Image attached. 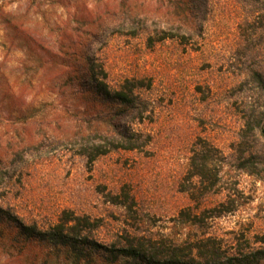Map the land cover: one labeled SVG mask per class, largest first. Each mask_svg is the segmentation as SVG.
I'll use <instances>...</instances> for the list:
<instances>
[{
	"label": "rangeland",
	"instance_id": "obj_1",
	"mask_svg": "<svg viewBox=\"0 0 264 264\" xmlns=\"http://www.w3.org/2000/svg\"><path fill=\"white\" fill-rule=\"evenodd\" d=\"M251 12L247 0H0V207L41 229L65 210L88 215L105 243L124 229L205 230L264 246V138L243 137L248 112L264 117L249 75L264 66V34ZM92 63L114 88L140 82L141 115L116 117L95 97ZM112 122L140 147L91 161ZM202 148L206 178L192 164ZM125 191L133 212L114 201ZM188 208L229 211L195 231L179 219ZM0 264L72 262L0 221Z\"/></svg>",
	"mask_w": 264,
	"mask_h": 264
},
{
	"label": "trees",
	"instance_id": "obj_2",
	"mask_svg": "<svg viewBox=\"0 0 264 264\" xmlns=\"http://www.w3.org/2000/svg\"><path fill=\"white\" fill-rule=\"evenodd\" d=\"M247 3L252 9L253 22L262 24L253 27L255 31L253 35L261 30L264 34V0H247ZM168 37L172 36L164 34L161 39ZM84 73L90 81L91 88L94 89L95 97L117 109L116 117L130 111L142 114L143 108L137 93L141 87L139 81L126 80L114 88L97 73L93 63ZM249 75L264 92V66L253 68ZM244 119L243 137L259 133L264 138L262 114L248 112ZM113 125L114 134L107 138L104 146H101L104 148L99 150L98 154L91 156V161L95 160L97 155L109 151L140 147L141 138L134 130L121 129L116 127L115 123ZM208 151L205 148L194 151L192 164L196 168L195 175L200 178L210 175ZM114 199L117 205L123 206L129 212L134 211L136 200L129 192L116 194ZM228 211L219 210L213 216L218 217ZM213 216H210L207 210L197 212L188 208L180 212L179 219L184 226L199 231L208 225L206 221ZM0 221L10 223L20 237L30 242H37L63 252L72 264H258L264 259V246L257 247L251 244L248 247L244 246L243 236L238 234L230 241H226V238L204 230L201 234L194 236L187 234L184 238L175 239L150 230L124 229L109 243H105L94 234L100 227L98 221L70 210H65L59 221L47 229H41L36 224L26 225L1 207ZM259 242L264 243V237H259L256 243Z\"/></svg>",
	"mask_w": 264,
	"mask_h": 264
}]
</instances>
